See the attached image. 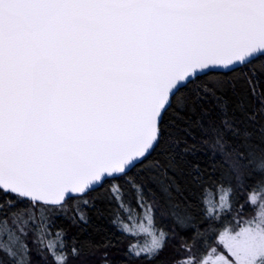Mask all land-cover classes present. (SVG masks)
Instances as JSON below:
<instances>
[{"label":"snow or ice","instance_id":"snow-or-ice-1","mask_svg":"<svg viewBox=\"0 0 264 264\" xmlns=\"http://www.w3.org/2000/svg\"><path fill=\"white\" fill-rule=\"evenodd\" d=\"M169 245L264 264V0H0V264Z\"/></svg>","mask_w":264,"mask_h":264},{"label":"trees","instance_id":"trees-1","mask_svg":"<svg viewBox=\"0 0 264 264\" xmlns=\"http://www.w3.org/2000/svg\"><path fill=\"white\" fill-rule=\"evenodd\" d=\"M206 194H207L208 199L211 200L213 197V191L211 189H209ZM93 219L95 220V223L97 225H100L103 227H110L108 219L105 217H101V218L97 219L94 216ZM116 236H119V232H116ZM111 251L115 252V249H112ZM171 253H172V246L169 245L168 248H166L164 250V252H162L160 254V257H158V259L161 260L163 262V264H169V261L171 258ZM117 255H119V253H117ZM91 259H92L91 257H80V258L76 259L75 264H89ZM151 264H156V262L153 261V262H151Z\"/></svg>","mask_w":264,"mask_h":264}]
</instances>
